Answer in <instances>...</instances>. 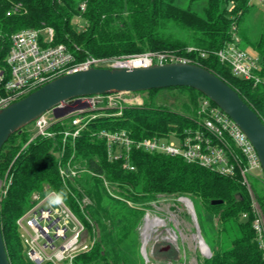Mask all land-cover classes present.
<instances>
[{
  "label": "trees",
  "instance_id": "trees-1",
  "mask_svg": "<svg viewBox=\"0 0 264 264\" xmlns=\"http://www.w3.org/2000/svg\"><path fill=\"white\" fill-rule=\"evenodd\" d=\"M229 3L233 5L231 11ZM250 8L249 0H207L204 15L200 16L177 7L175 0H0V70L7 69L5 59L12 34L52 28V45H67L79 61L144 52L188 57L228 83L264 123V85L234 76L231 66L220 62L216 55L230 40L235 24L242 42L261 57L257 75L264 79V34L255 43L240 34L245 32L242 22ZM76 18L83 21L81 29L74 24ZM189 48H197L206 57L189 52ZM170 90L189 96L191 103L183 104V108L191 116L168 112L156 105L154 101L162 90H151L146 92L144 106L127 109L119 117L97 118L74 145H67L64 162L72 159V165L81 164L85 172L67 181L71 194L66 204L79 214L86 229L84 235L94 239L93 246L78 254L74 264L130 263L128 249L145 215L144 209L136 206L145 207L160 196L189 198L195 211L199 205L218 220L222 226L220 233L235 231L234 238L227 235L229 243L225 245L229 247L221 249L218 242L204 264H264V246L253 227L254 202L264 212V188H256L251 179L249 189L239 174L223 176L198 164L186 163L180 157L135 149L130 155L133 170L122 160L108 159L106 142L97 135L102 130H125L141 140L195 126L199 101L204 95L187 87ZM28 127L13 134L0 152V178L8 174L11 179L0 202L2 235L10 264H29L18 250L22 242L16 221L34 204L33 193L44 195L64 186L55 156L62 139L37 137L29 142L32 132ZM102 177L119 188L123 201L108 194ZM83 196L90 198L91 204L83 206ZM213 201L222 203L213 205Z\"/></svg>",
  "mask_w": 264,
  "mask_h": 264
},
{
  "label": "built area",
  "instance_id": "built-area-1",
  "mask_svg": "<svg viewBox=\"0 0 264 264\" xmlns=\"http://www.w3.org/2000/svg\"><path fill=\"white\" fill-rule=\"evenodd\" d=\"M264 4V0H259ZM84 9V6H83ZM11 13H8L10 16ZM52 28L25 29L11 35V47L6 56L7 69L0 70V110L22 99L48 82L69 74L101 68H149L154 65L169 63H194L192 59L168 52H144L135 56L120 58L89 57L79 61L74 51L65 44L52 45ZM241 37L234 24L230 40L216 55L219 61L231 66L233 75L252 80L255 85L263 84L264 79L257 73L261 69V57L250 54L241 47ZM189 52L199 53L201 58L206 53L197 48ZM138 93H118L110 95L87 96L63 102L60 111L70 110L63 117L57 118L53 110L45 113L33 122L32 137L56 139L62 143L55 156L59 160V175L64 185L77 177L80 171L71 164L72 159L64 162L67 145L81 135L89 124L100 117L99 108L107 100L112 107L124 95ZM134 104V100H127ZM123 102V103H126ZM114 103V104H113ZM50 115V117H49ZM122 115V110L115 114ZM193 127L183 131H169L145 139H135L131 133L102 130L97 134L106 142L110 161L122 160L124 165L133 170L130 155L133 149L146 153L164 154L180 157L186 163L198 164L223 176L233 177L239 174L243 185L250 189V177L258 171L260 179L264 173L258 154L241 128L219 106L207 97L199 101L198 118ZM82 171V170H81ZM84 171V170H83ZM106 183H108L106 181ZM11 184L8 174L0 178V202L7 194ZM46 190V187L44 188ZM54 191V190H52ZM32 207L27 209L17 221L21 242L26 247L29 264H74L78 254L88 251L94 243L91 236H85V226L66 202L54 208L47 206L44 195L33 193ZM80 202V200L78 199ZM83 204V201L81 200ZM255 220L253 227L264 246V224L254 202ZM245 217V216H244Z\"/></svg>",
  "mask_w": 264,
  "mask_h": 264
},
{
  "label": "rangeland",
  "instance_id": "rangeland-1",
  "mask_svg": "<svg viewBox=\"0 0 264 264\" xmlns=\"http://www.w3.org/2000/svg\"><path fill=\"white\" fill-rule=\"evenodd\" d=\"M249 3H251L250 11L242 22L245 32L240 31V34L245 35L250 43H255L264 34V4L259 0H249ZM175 4L183 10L190 9L203 16L207 0H175ZM227 6L229 11L233 9L232 4L229 3ZM73 21L81 29L83 21L77 18ZM241 47L250 54H257L244 41ZM129 99L134 100V104H128L126 101ZM147 99L146 92L124 95L120 100L122 102L117 101V104L113 103L112 107L107 100H104L105 103L102 104L104 106L99 108L100 118L116 117L115 114L121 110L123 115L127 109L144 106ZM154 103L168 112L191 116V113L183 108V104L191 103L189 96L180 90L163 89ZM32 124L28 127L30 131H33ZM73 167H76L80 173L85 172L81 171L79 163H73ZM259 177L260 173L256 171L250 179L256 188L262 189L264 179L261 180ZM102 179L108 194L123 201L124 199L118 195L119 188L108 181L106 183L104 177ZM82 201L83 206L91 204L90 198L86 196H83ZM188 201L192 203L189 198L160 196L145 207L136 206L138 209H144L145 215L137 228L136 238L128 249L131 262L127 264H204V259L212 255V249L218 242L221 243L219 245L221 249L227 248L228 237L234 238L235 231L230 230V236L220 233L222 226L218 220L213 219L199 205H196L195 211L193 203L191 207ZM129 205L134 206L131 203ZM256 206L264 224V212L257 203ZM74 213L79 218V214ZM225 242H227L226 245ZM18 250L26 261L25 245L21 243Z\"/></svg>",
  "mask_w": 264,
  "mask_h": 264
},
{
  "label": "water",
  "instance_id": "water-1",
  "mask_svg": "<svg viewBox=\"0 0 264 264\" xmlns=\"http://www.w3.org/2000/svg\"><path fill=\"white\" fill-rule=\"evenodd\" d=\"M175 87L195 89L214 102L253 144L264 173V123L228 83L194 63H169L149 68H99L58 77L24 98L0 110V152L13 134L21 132L45 113L57 118L63 102L87 96L140 93ZM192 207V203L188 201ZM222 201H213L219 205ZM0 264H10L0 222Z\"/></svg>",
  "mask_w": 264,
  "mask_h": 264
},
{
  "label": "clouds",
  "instance_id": "clouds-1",
  "mask_svg": "<svg viewBox=\"0 0 264 264\" xmlns=\"http://www.w3.org/2000/svg\"><path fill=\"white\" fill-rule=\"evenodd\" d=\"M71 190L67 185H64L58 191H47L44 193V199L47 203V206L54 208L57 206L63 205L69 198Z\"/></svg>",
  "mask_w": 264,
  "mask_h": 264
}]
</instances>
